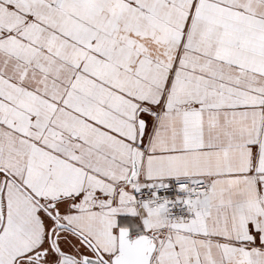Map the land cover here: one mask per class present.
<instances>
[{
    "label": "snow or ice",
    "instance_id": "6c2138e0",
    "mask_svg": "<svg viewBox=\"0 0 264 264\" xmlns=\"http://www.w3.org/2000/svg\"><path fill=\"white\" fill-rule=\"evenodd\" d=\"M0 264H264V0H0Z\"/></svg>",
    "mask_w": 264,
    "mask_h": 264
}]
</instances>
